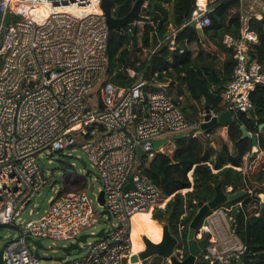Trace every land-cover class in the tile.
Returning a JSON list of instances; mask_svg holds the SVG:
<instances>
[{"label": "built area", "instance_id": "built-area-1", "mask_svg": "<svg viewBox=\"0 0 264 264\" xmlns=\"http://www.w3.org/2000/svg\"><path fill=\"white\" fill-rule=\"evenodd\" d=\"M100 1L0 0V228L18 231L3 243L4 264H38V238L74 243L97 221L85 189L57 193L39 217L22 218L49 183L37 161L42 154L80 147L97 172L103 203L99 194L96 203L114 219L86 245L85 255L59 264H131L132 215L162 209L168 200L160 201L161 190L144 174L146 165L156 154L172 152L177 138L205 132L204 112L188 117L181 97L176 100L167 82L155 80L157 72L128 68V84L105 81L109 29ZM37 5L43 12H30ZM90 5L99 12L88 11ZM195 5L190 21L209 25L207 0ZM257 43L247 26L238 37H222L235 67L220 91L221 112L255 109L250 95L264 85V64L250 54ZM159 45L143 49V57L149 59ZM156 140L163 142L154 148ZM234 168L246 176V165ZM130 179L132 187L124 190ZM245 191L251 193L248 186ZM225 203L210 210L195 231L196 240L207 239L200 257L209 264H243L246 245L235 232V212L243 203ZM174 254L185 256L181 246Z\"/></svg>", "mask_w": 264, "mask_h": 264}, {"label": "trees", "instance_id": "trees-1", "mask_svg": "<svg viewBox=\"0 0 264 264\" xmlns=\"http://www.w3.org/2000/svg\"><path fill=\"white\" fill-rule=\"evenodd\" d=\"M133 1L123 0L115 8L113 15L124 16ZM237 3L238 0H207V7L211 9L208 12L210 24L202 28L201 38L194 23L190 21L196 0H149L142 11L152 18L151 22L125 25L123 33L109 30L105 81L126 85L132 80L126 78V69L144 71L148 67L152 69L150 73L157 72L155 80L182 87L183 93L170 94L176 100L181 97V108L188 117L199 118L205 107L213 112H221L223 107L220 91L231 79L235 67L232 51L222 44V37L225 34L238 37L240 34L242 24L239 11L232 9ZM169 25L176 32L174 49L169 48L167 39L163 44L160 43L149 59L144 58L142 50L155 47L167 37ZM247 25L258 37V43L251 48L250 54L264 64V14L261 19L251 17ZM192 44L198 49L195 58ZM180 50L183 51L180 53ZM216 59L223 60L222 65L217 68L214 63ZM183 97L186 105H183ZM250 99L255 108L256 124H252L246 113L238 112L233 122L221 126L218 137H215L213 127L196 137L177 138L172 152L156 154L144 169V174L161 190L160 201L170 197L164 208L151 212V226L155 229L156 238L161 237L159 222L165 221L170 232L177 237L178 246L184 247L185 255L188 224L197 210L198 201H209L219 183L223 191L230 188L231 192H236L246 190V186L251 189L253 181L264 182V128L261 131L258 129V125L264 123V85L256 87ZM238 123L244 125L249 132L257 134L256 151H252L249 138L241 137ZM226 140L230 142V147ZM244 162L245 177L241 170L234 168L243 167ZM85 183L86 178L68 177L58 193L64 195L85 189ZM182 189L188 190L181 193ZM255 193H264V190ZM241 200L243 207L235 212V232L246 245L241 256L242 263L264 264V205L260 204V208L258 205L253 212H247L248 204L253 201L252 195L247 192L244 197L225 204L232 205ZM256 212H263V218L256 224H251L249 218ZM141 225L146 228L143 220ZM146 233L150 237V230L147 229ZM135 236H139L137 225ZM142 264H145V260ZM195 264L209 263L197 260Z\"/></svg>", "mask_w": 264, "mask_h": 264}, {"label": "rangeland", "instance_id": "rangeland-1", "mask_svg": "<svg viewBox=\"0 0 264 264\" xmlns=\"http://www.w3.org/2000/svg\"><path fill=\"white\" fill-rule=\"evenodd\" d=\"M167 8H169V5ZM141 13L143 14L142 10ZM164 42L162 41V43ZM151 70L152 69L147 67L144 70V72L148 74L150 73L149 71ZM167 90L173 95L180 94L181 92L183 93L182 87L178 85L177 86L168 85ZM183 105H186L185 98L183 99ZM218 127L221 126H217L214 128L216 129ZM215 129L213 132L216 134L215 137H218L220 133H216L218 131H215ZM226 143L229 147L231 146L228 140H226ZM253 150L254 147L252 151ZM37 161L44 175L48 177L49 183L44 186V188L40 191L38 195L35 196L32 202L33 205H30L26 210L23 211L22 218L34 219L39 217L48 207L49 200L55 197L58 191L62 189L63 181L68 177H74V176L79 177V175L86 177L85 190L87 192L88 197L92 200L94 209L98 212L97 221L90 227H87L84 230H82L81 232L82 234H87L88 236L84 242H80L79 246L81 250L79 252H76V250H71L65 253L63 251L62 248L70 243L69 240H54L45 237L38 238L39 243L42 245V247L39 248V250L37 251L38 256L40 257L38 264H59L60 260L64 258L66 259L79 258L85 255L86 245L89 242H92L97 239L96 233L99 232L101 229H107V227L111 224V222H114V219L109 217L108 212H106V210L103 207L98 206L96 203V197L99 194V187H100L98 181L96 180V176H97L96 169L90 164L86 154L78 146H76L74 149H64L55 152L50 156H45L44 154H42L40 157H38ZM241 168L243 169V167ZM190 175L191 173H189V176ZM250 187H251V193L249 194L252 195L253 201L248 204L247 212H253L254 208L258 205L259 208L261 207L260 205L261 195L264 193H255V191L264 190V182L253 181ZM229 189L230 188H227L226 191H228ZM187 190L188 189H182L181 193H185ZM255 194L256 197H258V200L256 199ZM169 198L170 197H168V200ZM239 202H243V200ZM29 210H32V214L29 213ZM186 210L184 214H186ZM144 217L148 219L149 225H151L152 214L150 217L146 215H144ZM163 222L164 221L159 222L161 231H162ZM152 228L154 229V227ZM137 231H139L138 227H137ZM153 232L154 231H151V234H153ZM142 233H143L142 235H145L150 239L146 231ZM17 234L18 231L15 228H11V227L0 228V250L2 249L3 243L7 239V237H15ZM140 235L141 233H139V236ZM139 236L138 238L136 236L135 237L141 240V246L143 248L142 238L141 236L140 237ZM29 246L31 249L34 250V248L32 247V243H30ZM142 248L140 250H142ZM58 257H60V259H57ZM165 262L166 260L164 258L158 256H152L145 260V264H164ZM137 263L141 264V261H138ZM131 264H134V262H131Z\"/></svg>", "mask_w": 264, "mask_h": 264}, {"label": "water", "instance_id": "water-1", "mask_svg": "<svg viewBox=\"0 0 264 264\" xmlns=\"http://www.w3.org/2000/svg\"><path fill=\"white\" fill-rule=\"evenodd\" d=\"M123 0H101L100 1V9L103 12L106 24L109 30H116L123 33V26L129 24H136V23H148L152 21V18L146 16L141 13V10L147 6L149 0H134L132 2L131 8L129 11L122 17H116L113 15L115 8L121 3ZM211 9H208L210 12ZM6 21L9 19V14L7 13L5 16ZM196 31L198 32L199 36L202 38L203 36V29L201 27H196ZM246 115L250 118L252 124H256V117H255V110H249ZM235 120V115L231 111H223L219 113L217 116H211L210 110L205 107L204 114H203V122L201 124V129L206 131L210 128L217 127V126H225L230 122ZM239 124V123H238ZM239 128L241 130V137L242 138H249L252 142V146L257 148V134L249 132L246 127L242 124H239ZM264 128V123L258 125L259 131ZM163 140H156L153 142L154 148H156L159 144H161ZM132 181L124 187L126 190L129 187H132ZM246 191L244 189L238 190L236 192L223 191L221 189V184H217L214 189L213 197L207 201H198L196 203L197 210L193 217L191 218L188 224L187 236H186V246H187V254L184 256L183 259H179L176 254H174L175 248L178 246V239L174 236L164 221L162 223V231H161V238L159 241L154 242L151 241L147 236L142 235V242L143 248L142 250L133 253L130 255V262H134L136 264L138 261L146 260L152 256H159L166 260L167 264H195L200 256L201 251L205 247V243L207 242L206 238L202 240H196L194 234L195 231L200 224L203 217L212 209L220 206L221 204L236 200L238 198H242L245 196ZM98 200L102 204L103 203V194L102 192L98 195ZM261 203L264 205V194L261 195ZM263 218V212L258 215H251L249 221L251 224H256L260 219ZM103 230L101 229L99 232L96 233L97 236H101ZM87 234H82L79 236L76 242L69 243L67 246H64L62 249L65 253L76 250V252L80 251L79 242H84L87 238ZM37 247H40L39 241H35ZM183 249L184 247L181 246ZM35 255H38L37 251H35ZM57 259H60L58 257ZM0 264H4L2 260V250H0Z\"/></svg>", "mask_w": 264, "mask_h": 264}, {"label": "crops", "instance_id": "crops-1", "mask_svg": "<svg viewBox=\"0 0 264 264\" xmlns=\"http://www.w3.org/2000/svg\"><path fill=\"white\" fill-rule=\"evenodd\" d=\"M164 4L166 5V7H168L167 2H165ZM232 9L239 11V20H240V23L242 24V27H241L242 29L246 26L248 27L247 23L251 17H255L257 19L262 18L264 14V0H238L237 5L234 6ZM226 20H228V18H226ZM166 34H168V36L165 37L163 40L159 41V43H162V41L164 42L165 40L168 39L169 48L174 49V45H175L174 40H175V35H176L175 29L171 25H169V27L167 28ZM191 48L193 50V53H192L193 58H195L196 55L198 54V49L193 44L191 45ZM182 51L183 50H180L179 52L181 53ZM222 61L223 60L221 59H218V60L216 59V62H214L216 63L215 67L216 68L220 67L222 65ZM203 112H204V109H203ZM220 129L221 127L216 128L215 131H218L216 133H220L221 131ZM244 165H246V162H244L243 166ZM140 236H142V234ZM136 242L141 243V241L139 240H136ZM133 250L134 249H132V251ZM132 251H131V254L136 253ZM141 264H142V261H141Z\"/></svg>", "mask_w": 264, "mask_h": 264}, {"label": "bare ground", "instance_id": "bare-ground-1", "mask_svg": "<svg viewBox=\"0 0 264 264\" xmlns=\"http://www.w3.org/2000/svg\"><path fill=\"white\" fill-rule=\"evenodd\" d=\"M206 0H198V2L200 4H204ZM43 6L37 5L33 10H31L30 12H39L42 11ZM88 11H93V12H99V9L95 6V5H90L86 8ZM43 12V11H42ZM151 212L150 211H146V212H138L132 215L131 217V228H130V242H131V251L132 249H134L132 252H137L138 250H140L142 248L141 243L136 242V240H139L135 237V228H136V224L137 227L139 229V233L143 234L142 232H145L147 229L150 230V240L151 241H159L160 238H156V232L155 229L152 228L151 225H149V221L147 218L144 217V215L146 216H151ZM140 219V220H139ZM139 220V221H138ZM141 220H143L146 223V228H143V226L141 225ZM148 227V228H147ZM151 231H154L153 234H151ZM140 237V236H139ZM141 241V240H139ZM136 249V251H135ZM138 264V263H136Z\"/></svg>", "mask_w": 264, "mask_h": 264}, {"label": "flooded vegetation", "instance_id": "flooded-vegetation-1", "mask_svg": "<svg viewBox=\"0 0 264 264\" xmlns=\"http://www.w3.org/2000/svg\"><path fill=\"white\" fill-rule=\"evenodd\" d=\"M180 229H181V226L178 227V230H180ZM195 233H196V232H195ZM202 239H203V238H201V239H199V240H202ZM199 240H198V241H199ZM205 245H206V243H205ZM201 252H202V251H201ZM184 253H185V252H184ZM198 260L202 261L200 256L198 257Z\"/></svg>", "mask_w": 264, "mask_h": 264}]
</instances>
